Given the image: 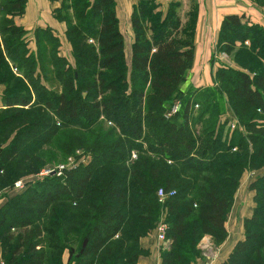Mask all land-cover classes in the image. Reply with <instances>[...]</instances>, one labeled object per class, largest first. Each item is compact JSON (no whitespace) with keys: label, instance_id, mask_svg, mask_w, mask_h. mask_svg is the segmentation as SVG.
<instances>
[{"label":"trees","instance_id":"trees-1","mask_svg":"<svg viewBox=\"0 0 264 264\" xmlns=\"http://www.w3.org/2000/svg\"><path fill=\"white\" fill-rule=\"evenodd\" d=\"M26 1L0 0V63H21L22 60L26 63L23 79L8 89L13 93L6 96L5 106L0 110V245L6 264H135L142 253L138 242L140 231L145 233L158 214L154 198L157 184L165 190H175L167 197L165 234L170 245L160 250L161 264H191L202 254L197 247L200 230H211L216 243L224 239V223L239 181V176L230 173V167L240 171L245 159V156L235 159L236 152L231 149L245 145L249 136L262 140L254 155L259 157L264 153V26L246 16L244 19L243 13L223 15L210 59H215L216 49L229 54L240 46L239 50L247 55L240 61L242 68L220 65L210 84L183 91L180 84L194 56L197 2L192 3L185 20L181 12L176 11L181 2L169 1L163 17L158 15L153 19L156 30L152 32V40L145 34V22L154 15L153 9L159 2L137 0L133 4L129 84L116 0H60L52 14L58 21L65 20L68 24L66 34L73 45L77 68L61 66L68 71L65 89L57 94L55 106L48 97L42 102L47 109L63 113L66 119L80 114V119L85 120V115L92 113V120L84 123V128L101 123L100 114L114 121L115 126L100 131L98 137L104 143L98 140L95 148L89 147L87 157L77 165L61 173L46 174L43 179L28 180L23 190L9 194L5 188L19 178L15 177V168L20 169L30 156L22 158L19 152L20 138L26 127H18L14 136L9 133V127L21 114L31 110L33 97L29 92L18 94L14 89L29 83L42 89V83L34 76L38 64L36 56L40 58V48L48 46L45 42H49L39 38L47 27L36 26L37 49L29 51L26 48L28 29L14 19L24 14ZM71 5L78 12V22L74 24L70 23L68 15ZM88 15L92 17L86 18ZM48 36L55 45L52 44L53 57L63 60L55 51L58 36ZM89 36L94 37L97 46L87 42L85 38ZM76 80L78 86H75ZM222 95L232 103L230 107L234 112L233 117L228 113L225 119L236 122L227 142L218 130L219 115L215 104ZM175 97L179 98V107L168 116L166 110ZM232 97L243 104L242 113L233 108ZM13 99L14 102L9 101ZM15 104L19 105L18 109L7 113ZM195 104L203 105L199 110L201 116L194 115ZM248 110L261 116L247 119L244 115ZM24 119L32 127L44 117L36 113L35 121ZM199 122L204 123L202 133H195L193 125ZM59 124L46 123L43 138L51 137ZM132 150L136 158L131 157ZM103 151L117 160L95 175L104 169L103 162L95 163L96 156ZM190 170L196 172L193 174L208 173L195 178L188 173ZM73 181L76 183L74 191L70 188ZM47 183L50 188L46 191L43 187ZM248 187L257 205L243 220V237L234 243L221 264H233L237 257L243 258L240 264H264V169ZM182 190L183 195L195 193L200 200L196 195L175 199L177 191ZM129 198L130 201H126ZM51 203L56 205L61 217H54L50 225L40 219ZM129 204L137 210L147 208L143 215L133 213L137 224L131 222L130 215L122 209ZM31 208L34 210L32 216L20 215L19 212H30ZM13 212L19 213V217H14ZM62 225L68 227L69 237L57 232ZM101 226L107 227L108 234L100 235ZM71 233L76 238H71ZM67 238L72 242L76 240L77 249L72 252L68 243L64 247L68 249L64 262L62 252Z\"/></svg>","mask_w":264,"mask_h":264},{"label":"rangeland","instance_id":"rangeland-1","mask_svg":"<svg viewBox=\"0 0 264 264\" xmlns=\"http://www.w3.org/2000/svg\"><path fill=\"white\" fill-rule=\"evenodd\" d=\"M59 1V0H58ZM68 1V0H67ZM137 0H116V13L119 19V29L123 34V39H124V54H125V60H126V78L128 80V83L131 84L129 81H131V71H130V59H131V43L133 41V37H134V29L131 25V11H132V6L133 4L136 2ZM156 2H159V5L157 8L153 9L154 15L151 14V16L148 18V20H146L145 22V34L147 37H149L150 40L153 39V33L156 30V27L154 26V20L156 17L162 18L165 14V12L168 9L169 6V1H175V0H155ZM180 1V0H178ZM203 1V0H201ZM249 1V0H248ZM253 1L255 4H249V9H245L244 11V19L245 16L248 17L250 19V21L252 22H257L260 23L264 26V0H251ZM60 2V1H59ZM180 2H182V6H178V8H176V11H180L181 14L183 15V18L185 20H187L188 16H186V13L190 10V8L193 6L192 3L197 2L198 4V0H181ZM36 5H45V7H43V10H47V13L45 12H41L38 10V14L40 16H42L43 19H40L38 22L36 23H31V24H27V27H30L26 33L27 35V39H28V43L26 42V48L29 51H35L37 49V42L35 40V36H34V32L36 28V26L39 27H47V29H45V31H42L41 36H39L40 40H48L49 42H45L48 46H43L42 48H40L41 50V56L40 58L38 56H36V58H38V64L36 65L35 71H34V76L37 77V79L39 80L40 85H42V89L35 87L32 83V85L29 83L28 86L27 85H22V87L19 88H15L14 91L17 92L18 94H22V93H26L29 92L32 94V100L30 103L32 108L31 110H29L27 113L21 114L16 121L14 122V124L12 126L9 127V133H11L12 136H14V131H16V129L19 127L20 129L23 128L24 126L26 127V131H23L24 135L21 136L22 138H20V155L21 157H26L29 156V159H25L22 163V166L19 168H15L16 169V176H18L19 178L17 180H21V184L20 185H16L15 182L14 184H10L9 186H7L5 188L6 191L9 192V194H15L20 192L21 190L24 189V184L26 181L28 180H32V179H43L45 178L46 174L42 173V170L45 169V167H53V166H57L60 164L65 165V168L68 167H72L74 165H77L79 162L83 161L85 157H87V153L89 150V147L94 146V148L97 146V141L98 140H102V143H104L103 139H100L98 137V135L100 134V131H106L109 130L110 127L115 126V122L111 121L109 119L106 118V116H104L103 114H100V116L98 117V119H101L102 122L101 123H97L94 126H90V128H84L83 125H85L84 123H89L92 118H93V114L92 113H87V118L84 119H80L78 114L77 116H75L74 118L71 119H66L65 115L63 113H57L55 110H52L51 108L47 109L46 106L43 104L42 99L44 97H48L52 104L55 106L57 104V94L59 92H61L62 90L65 89V78L68 77V71L65 70V68H71V69H76L77 68V62H76V58L75 55L73 53V45L70 42V40L67 37L66 34V29L68 27V24L65 22V20H60L58 22H54V23H48L45 22V20L49 19L48 16V12L49 10H51V5L53 4L52 2H48L47 0H45L44 4H42L40 2V0H35ZM68 3V2H67ZM70 3V2H69ZM202 3V2H200ZM204 3H206V0H204ZM198 9H199V5ZM202 7L201 10V14L206 15V11L207 8H204V4L202 3V6H200V8ZM76 7L72 6L69 8V12L68 15L71 16L69 17V21L71 24H74L76 22H78V18L76 17L77 15V9H75ZM205 10V11H204ZM242 13V12H241ZM248 14V15H247ZM202 16V15H201ZM92 17L91 15H88L86 18ZM15 22L19 25H23L21 23V19L20 17L16 16L15 18ZM45 19V20H44ZM92 19V18H90ZM263 20V21H260ZM69 23V24H70ZM52 25V26H51ZM41 30V29H39ZM56 34L57 36V50L55 49V51L57 52L56 55L58 57H63V60H59L58 58L55 59L53 57V52H52V44L53 42L51 41V39H48V35H50L51 37H53L54 34ZM87 40L88 43H92L94 45L97 46L96 44V40L94 39V37L89 36L88 38H85ZM216 42V38H212L209 46H206V51L205 53H200L197 56H193V59L191 61V65L189 66V69L187 70V74L186 77L184 78L185 80L183 82H181L180 84V89H182L183 91H188L189 89L193 88V86H203V85H207L210 84L212 81V77L213 75L216 73V70L218 69V67L220 65H232L233 67H241L240 61H244L243 59L247 57V55L243 52L240 51V46H237L236 48H234L231 53H226L222 50L216 49L215 50V59H210L211 57V51L213 49V45ZM212 43V44H211ZM247 45L249 44L248 42H246ZM210 44L212 45L210 47ZM54 45V44H53ZM239 45V44H238ZM55 47V45H54ZM211 50V51H210ZM208 51V54H207ZM210 51V53H209ZM39 54V55H40ZM7 58V57H6ZM61 61L64 64H60ZM26 63L22 60L21 63H17V62H7L5 61L4 63H0V110H2V107L5 106L4 101L6 100V96H8L9 94L13 93V91H9L8 89L11 88L13 85L18 84V82H21V78L23 79V66ZM59 64V66H58ZM68 64V65H67ZM65 67L64 70L62 67ZM58 67V68H57ZM28 83V82H27ZM78 80L75 81V86L77 85ZM83 94H85V92H83ZM221 97V96H219ZM225 97V96H224ZM179 98L175 97V99L172 101L171 105L167 108L166 110V115L170 116L171 114L175 113L176 111H172V107L175 103H179ZM10 102H14L15 100H9ZM239 99H236L234 97H232V102H233V108H236V110L238 111V113H242L240 112V107L243 104H239ZM216 104V110L218 112L219 118H218V130L219 133L221 135V138L224 141H228L229 138L231 137V129H233L235 127L236 122L233 120L232 121H227L224 117L226 116L228 113L231 114V116L233 117L234 112L232 111V108L230 107L232 105V103L230 104L229 101H226L225 99H223V95L222 98H218V100L215 102ZM12 108H9L10 110L7 111V113H10L12 111L17 110L18 106L17 104L12 105ZM202 104L195 105L194 107L196 108V112H195V116L199 115V110L202 108ZM37 114H40V117H44L43 120H41V122H34V124L32 125V127L29 125V123L26 122L27 120H31L34 119V116ZM80 113V112H79ZM43 114V115H42ZM244 115V114H243ZM201 116V115H199ZM248 118H251V116H255V117H260L261 114L260 113H254L251 112V110H248L246 112V114L244 115ZM33 117V118H32ZM207 116L205 115V118ZM48 118L50 120H48ZM37 120H40L39 118ZM88 120V121H87ZM35 121V119H34ZM52 121L57 122L60 124L57 126V130L55 133H53V135L47 139H44V133L46 132V123H52ZM231 122V123H230ZM233 124V125H232ZM193 125V124H192ZM221 125V126H220ZM204 126V123H196V125L193 127L192 130L195 131V133H202V128ZM27 128L31 129L30 131L27 130ZM221 128V129H220ZM25 130V129H24ZM245 131V130H244ZM29 132V133H27ZM213 132V131H212ZM27 133V134H26ZM245 135L246 131H245ZM12 136H10L12 138ZM247 140H246V144L243 145L242 147H238L237 149L235 147H233V150L231 149V151L236 152V156L235 159H237L238 157H244L245 159L242 162L243 163V168L241 166V170L240 171H236L233 169V167H230V173L232 175H237L239 176V181L238 184L236 185L235 189H234V194H233V199H232V206H235V208H238V214L237 217L241 218V216L243 217V215L246 214H250L253 210V208L257 205V201L253 199V191L251 189H249L248 185L250 183V181L252 179H254V177H256V175H258L259 173L262 172V170L264 169V153H262L259 157L257 155H254L255 151L258 149L257 147L259 145L262 144V140L261 139H251L249 138V136H247ZM10 138V139H11ZM238 146V145H237ZM93 148V147H92ZM133 153H135V155H133ZM239 153V154H237ZM107 154V155H106ZM102 155H105L102 158ZM131 157L132 158H136V152L135 151H131ZM130 157V158H131ZM96 164L103 162V165H101L104 169L101 170L100 172H96L95 175H98L97 173H101L102 171H105L107 168L111 167L109 166L111 163L115 162V159L117 160V158L115 157V159L111 156V153L107 152V151H103L101 152L99 155L96 156ZM131 158V159H132ZM227 158V157H226ZM112 159H114L112 161ZM242 163H240L242 165ZM19 165V164H18ZM99 165V164H98ZM108 166V167H107ZM182 170L185 171V169L183 168ZM79 174H81V172H78ZM189 174L191 175H195L194 177H200V175H204L208 172H201L202 174H193L196 172L193 171H188ZM129 178H127L126 180H128ZM15 180V181H17ZM125 180V181H126ZM123 181V182H125ZM122 182V181H121ZM120 182V183H121ZM42 184V182L40 183ZM72 185L70 188L74 191L75 187H76V183L73 181ZM161 187V185L159 186L158 184L156 185V189L154 191V198L155 201L157 203L158 206V211H157V217L154 220L153 223H150V226L147 228L145 233H141L140 231V237L138 239L139 245H140V240L143 237H151L152 241H154V244L156 246L159 247V253L160 250L162 248H167L170 245V240L167 243H163L161 241L159 242H155V230L154 227L156 225V223L160 220L168 223L167 219H168V199L164 198V199H159L158 195H157V190L158 188ZM45 188V190L47 191V189L49 190L50 185L49 183L45 184L43 189ZM198 189V188H196ZM231 189V187H227V190ZM226 190V191H227ZM92 194V193H90ZM99 193L96 192V195H98ZM89 195V192L86 194ZM95 195V194H92ZM196 195L195 193H191L190 195H183V190L182 191H177V195H175V199L178 200H182L185 198H190L192 196ZM97 197V196H96ZM185 197V198H183ZM196 199L200 200V198L196 195L195 196ZM131 198H129L126 201H130ZM113 202V201H112ZM17 203V202H16ZM60 204H64V202L59 201ZM144 203V202H143ZM142 203V204H143ZM58 204V203H56ZM114 204V203H113ZM112 204V205H113ZM54 203L49 204V206L47 207L46 212L44 213V216L41 217L40 221L42 223H48V224H52V219L54 217H61L60 213L58 212V208H56V205H54ZM144 206H146L145 204H143ZM231 206V208H232ZM34 207V206H33ZM139 207V206H137ZM144 209L141 210H137L135 208H133V206L131 204L128 205V207L122 208L125 209L127 214L130 215V221L132 219L131 222H136L137 224V220L135 219V215L133 213L136 214H145L146 213V209L145 207H143ZM28 209V208H27ZM241 209V210H240ZM30 212H19L21 216H32L33 214V209L31 208V210H29ZM19 213H14L13 215L14 217H19ZM236 217V216H235ZM238 219V218H237ZM139 222V221H138ZM236 222V220L234 221ZM145 222H142V225H144ZM61 228V229H59ZM57 232L60 231L62 232V234H64L65 237H69L66 233L68 230V227H66L65 225H62L60 227H58ZM137 233V229L135 230ZM200 239L198 241V243L200 242V240H202L203 238H210L212 240V242L214 243V245H219L221 244L224 239L227 236V233L225 231L224 234V239L219 242L216 243L214 242V238H213V233L211 230L208 229H204V230H200ZM54 234V233H53ZM69 234V233H68ZM108 234V229L105 226H101V231H100V235H106ZM47 237H50V235L52 234H45ZM71 238H76L75 234H70ZM223 236V235H222ZM221 236V237H222ZM187 237H189V233L187 235ZM235 236L232 235L231 238H234ZM217 238H219L217 236ZM69 243V244H68ZM197 243V247H199L200 251L203 252L204 250H206V248L199 246ZM46 244V242L44 243ZM71 245L70 247L72 248V252L75 251L77 248V243L76 240H74L72 242V240L68 239L64 241V246H63V252H62V256H64L65 253H68V249H64L65 246ZM215 248V246H213ZM143 252V251H141ZM239 258V259H238ZM243 260L242 257H237L236 261L234 263H238L240 264V261ZM233 263V264H234Z\"/></svg>","mask_w":264,"mask_h":264},{"label":"crops","instance_id":"crops-1","mask_svg":"<svg viewBox=\"0 0 264 264\" xmlns=\"http://www.w3.org/2000/svg\"><path fill=\"white\" fill-rule=\"evenodd\" d=\"M52 2L51 10L48 12L49 19L45 20L48 23L58 22L56 18L53 17L52 9L55 6L59 5V1H50ZM181 1V0H180ZM42 4H44L45 0H40ZM160 2V1H159ZM202 2L204 4V8H207L206 15L201 13ZM255 4L251 0H198V14L196 20L195 34H194V58L200 53H205L206 46H209V43L212 38H216L218 29L220 26L221 19L223 15L226 13L236 12V13H244L245 9H249V4ZM182 6V2H181ZM45 5H36L35 0H27L25 6V12L20 17L21 23L25 28L30 30V27H27V24L36 23L40 19H43L42 16L38 14V10L41 12L47 13V10H43ZM205 11V10H204ZM248 15V14H247ZM183 17V15H182ZM260 21H263L260 19ZM52 26V25H51ZM212 44V43H211ZM210 44V47L212 46ZM211 51V50H210ZM209 51V53H210ZM208 54V51H207ZM2 201V197H0V202ZM241 210V209H240ZM238 208L232 206L229 210L227 218L225 220L224 226L226 229L227 236L224 241L219 245H214L210 238H203L198 243L199 246L206 248L203 252H201V256L196 257L191 264H221L228 256L231 251L234 243L243 237V220L245 217L250 214L243 215L241 218L237 217ZM236 216V217H235ZM238 218V219H237ZM236 220V222H234ZM234 235V238H231ZM157 239L155 238V242ZM159 242V240L157 241ZM215 246V248L213 247ZM140 247L142 249V253L138 256L135 264H161V257L159 253V247L154 244L151 237H143L140 240ZM68 257V253H65L63 256V261L66 262ZM0 264H6L3 256L2 249L0 245Z\"/></svg>","mask_w":264,"mask_h":264},{"label":"built area","instance_id":"built-area-1","mask_svg":"<svg viewBox=\"0 0 264 264\" xmlns=\"http://www.w3.org/2000/svg\"><path fill=\"white\" fill-rule=\"evenodd\" d=\"M198 105V104H195ZM179 107V103H175L173 105V107L171 108L172 111H176ZM235 120H233L234 122ZM233 125V124H232ZM133 155H135V153H133ZM65 169V165L60 164L57 166H53V167H45V169L42 170L43 174H49V173H61V171ZM22 182L21 180H17L15 181L16 185H20ZM175 190L174 189H170V190H165L163 187H159L157 190V195L159 199H164L167 198L169 195L174 194ZM166 228H167V223L160 220L156 223L154 230H155V238L163 243H167L169 242V238L166 237Z\"/></svg>","mask_w":264,"mask_h":264}]
</instances>
